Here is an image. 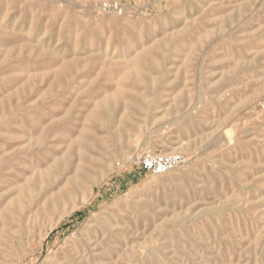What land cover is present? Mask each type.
<instances>
[{"label": "rangeland", "instance_id": "obj_1", "mask_svg": "<svg viewBox=\"0 0 264 264\" xmlns=\"http://www.w3.org/2000/svg\"><path fill=\"white\" fill-rule=\"evenodd\" d=\"M0 264H264V0H0Z\"/></svg>", "mask_w": 264, "mask_h": 264}, {"label": "built area", "instance_id": "obj_2", "mask_svg": "<svg viewBox=\"0 0 264 264\" xmlns=\"http://www.w3.org/2000/svg\"><path fill=\"white\" fill-rule=\"evenodd\" d=\"M130 164L139 173L147 176L163 175L183 166V158L179 155L156 154L152 152L139 156H130Z\"/></svg>", "mask_w": 264, "mask_h": 264}]
</instances>
